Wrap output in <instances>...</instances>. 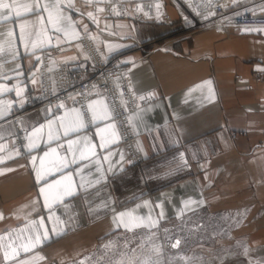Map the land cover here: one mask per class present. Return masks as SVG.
I'll return each instance as SVG.
<instances>
[{
	"label": "crops",
	"instance_id": "1",
	"mask_svg": "<svg viewBox=\"0 0 264 264\" xmlns=\"http://www.w3.org/2000/svg\"><path fill=\"white\" fill-rule=\"evenodd\" d=\"M88 32L117 54L136 101L142 159L130 166L103 95L8 115L35 90L38 53L51 65L84 57ZM106 17L101 0H0V264L65 263L113 233L163 219L264 203V38ZM144 46L163 44L141 50ZM18 133L22 139H16ZM252 187L246 189V187ZM252 243L264 229H241Z\"/></svg>",
	"mask_w": 264,
	"mask_h": 264
},
{
	"label": "rangeland",
	"instance_id": "2",
	"mask_svg": "<svg viewBox=\"0 0 264 264\" xmlns=\"http://www.w3.org/2000/svg\"><path fill=\"white\" fill-rule=\"evenodd\" d=\"M89 1L92 3V7L96 3V0ZM155 1L162 2L163 8L160 9ZM101 5L106 17L132 18L136 21L159 24L166 29V33L163 35L168 36V34L185 31L218 30L216 25L225 27L218 31L226 34L229 32L239 33L235 25L227 21L226 15L217 16L212 12L215 11L214 6L220 5L226 13H231L233 16L262 7L264 0H101ZM163 12H166L168 16ZM84 34L87 35L91 45L105 62L110 64L117 59L116 65L124 68L125 75L126 67L119 56L117 54L103 56L88 32L80 33L78 38L84 57L77 62L60 64L91 63L85 50L86 46H83ZM135 46L145 50L147 47L151 49L164 45L144 46L136 41ZM52 52L54 50L38 53L35 72L37 87L35 90L24 88L22 91L23 104L8 115L7 121H10L16 129H18L21 115L36 106L74 105L83 109V105L80 104L52 101L47 103L44 99L36 98L39 92L38 64L42 55H47L49 60ZM252 77L255 81L264 82V64L261 70L252 73ZM125 82L129 88L126 77ZM97 94L103 95L102 92L95 93V95ZM26 95L29 96L30 101H26ZM130 95L133 98L131 91ZM133 103L132 105L128 104L130 109L137 106L136 101ZM14 138L21 140L22 134L18 133ZM120 143L122 144L121 140ZM135 149L139 153V161L133 163L129 161L130 166L138 165L142 159L136 145ZM250 188L252 187H246V189ZM204 209L199 207L185 217L163 219L155 229L113 233L101 239L92 251L74 261L61 263L45 258L36 264H264V241L252 243L241 230L264 229V203L259 205L255 211L251 210V206L211 212Z\"/></svg>",
	"mask_w": 264,
	"mask_h": 264
},
{
	"label": "built area",
	"instance_id": "3",
	"mask_svg": "<svg viewBox=\"0 0 264 264\" xmlns=\"http://www.w3.org/2000/svg\"><path fill=\"white\" fill-rule=\"evenodd\" d=\"M214 8L217 12L226 15L227 21L235 25L240 34H257L264 37V32H262L264 30V5L251 12L233 16L231 13H226L220 5L214 6ZM83 36V46H86L85 50L91 63L58 64L53 67L50 65L47 55H42L38 64L39 92L36 98L44 99L47 103L52 101L83 105V102L93 98L95 93L102 92L110 105L112 118L117 125L120 140L126 149L128 161L136 162L139 153L135 149L134 133L130 126L127 127L123 122L124 114L127 112L129 115L136 108L134 106L128 109V104L134 99L125 82L124 68L116 65L117 59L110 64L105 62L97 54L87 35ZM25 99L30 101L28 95Z\"/></svg>",
	"mask_w": 264,
	"mask_h": 264
},
{
	"label": "bare ground",
	"instance_id": "4",
	"mask_svg": "<svg viewBox=\"0 0 264 264\" xmlns=\"http://www.w3.org/2000/svg\"><path fill=\"white\" fill-rule=\"evenodd\" d=\"M156 2V5L157 6H159V8L160 9H162L163 8V3L162 2H159V1H155ZM114 6V5H113ZM115 7V6H114ZM221 7V6H220ZM223 10H224V8L223 7H221ZM114 10V9H113ZM197 10V9H196ZM162 11V10H161ZM198 12V11H197ZM215 15H217V16H220V14H221V12H217L216 10L214 11H212ZM163 14H165V15H167L168 16V14L166 13V12H163ZM221 15H223V14H221ZM169 18V17H168ZM223 26V25H222ZM216 27L218 28V30H221V28H225V27H220L219 25H216ZM220 28V29H219ZM262 32H264V30L262 31ZM240 33V32H239ZM242 34V33H241ZM87 101V100H86ZM86 101H84L83 102V105L85 104V102ZM113 105H114V103H112ZM132 104H134L133 102H131V103H129V105H132ZM117 106V105H116ZM114 107H115V105H114ZM129 107V106H128ZM118 108V106L116 107V109ZM129 109H130V107H129ZM125 119H124V124L127 126V127H129L130 126V123H129V115H128V113L126 112L125 114Z\"/></svg>",
	"mask_w": 264,
	"mask_h": 264
}]
</instances>
